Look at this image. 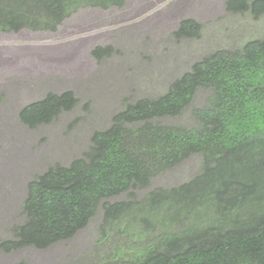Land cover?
<instances>
[{"label": "trees", "instance_id": "obj_1", "mask_svg": "<svg viewBox=\"0 0 264 264\" xmlns=\"http://www.w3.org/2000/svg\"><path fill=\"white\" fill-rule=\"evenodd\" d=\"M126 1L0 0V32L56 31L80 8ZM238 1L230 0V8L264 13V0ZM179 29L177 35L194 36L199 25L186 20ZM102 51L94 54L100 58ZM200 89L210 97L195 109L196 125L165 121L182 115ZM77 101L70 91L48 93L23 107L20 120L30 128L49 124ZM192 155L203 157L193 180L131 200L135 190ZM122 194L130 199L109 202ZM100 207L105 226L128 219L135 230L98 264H264V38L204 57L165 94L128 105L93 135L83 158L36 177L23 204L25 221L0 248L46 249L69 240Z\"/></svg>", "mask_w": 264, "mask_h": 264}, {"label": "rangeland", "instance_id": "obj_2", "mask_svg": "<svg viewBox=\"0 0 264 264\" xmlns=\"http://www.w3.org/2000/svg\"><path fill=\"white\" fill-rule=\"evenodd\" d=\"M244 1L251 5L255 0ZM186 20L199 25L197 35H177ZM263 38L264 13L230 8V0H127L121 7L80 8L56 31L0 32V81H10L0 88V243L13 239L25 221L29 183L55 164L68 166L83 158L93 135L109 128L128 105L165 94L204 57L241 51ZM97 48L103 49L100 58L94 54ZM69 91L78 101L55 121L30 128L20 120L26 105L48 93ZM209 97V90L200 89L182 115L165 121L196 125L194 111L205 108ZM202 163L201 155H192L135 190L131 200L190 182L202 172ZM129 197L122 194L109 202ZM134 226L128 219L105 226L100 207L69 240L46 249L0 248V264H98L132 240Z\"/></svg>", "mask_w": 264, "mask_h": 264}, {"label": "crops", "instance_id": "obj_3", "mask_svg": "<svg viewBox=\"0 0 264 264\" xmlns=\"http://www.w3.org/2000/svg\"><path fill=\"white\" fill-rule=\"evenodd\" d=\"M9 82H10V81H9ZM9 82H7V83H6V80H5V79H3L2 81H0V88H3V89H5V88H6V86H7V84H8Z\"/></svg>", "mask_w": 264, "mask_h": 264}]
</instances>
